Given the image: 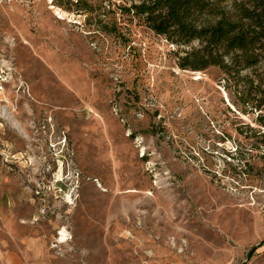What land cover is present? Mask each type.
Here are the masks:
<instances>
[{
	"label": "rangeland",
	"instance_id": "374dc122",
	"mask_svg": "<svg viewBox=\"0 0 264 264\" xmlns=\"http://www.w3.org/2000/svg\"><path fill=\"white\" fill-rule=\"evenodd\" d=\"M123 1L0 0V264H264V103Z\"/></svg>",
	"mask_w": 264,
	"mask_h": 264
},
{
	"label": "trees",
	"instance_id": "16d2710c",
	"mask_svg": "<svg viewBox=\"0 0 264 264\" xmlns=\"http://www.w3.org/2000/svg\"><path fill=\"white\" fill-rule=\"evenodd\" d=\"M123 4L127 15L137 17L155 34L189 46L178 56L180 68L217 67L225 82L234 81L242 104L260 109L264 76L254 83V74L264 64V0H131ZM246 70L250 72L243 74ZM256 248L248 251L247 259Z\"/></svg>",
	"mask_w": 264,
	"mask_h": 264
},
{
	"label": "bare ground",
	"instance_id": "6f19581e",
	"mask_svg": "<svg viewBox=\"0 0 264 264\" xmlns=\"http://www.w3.org/2000/svg\"><path fill=\"white\" fill-rule=\"evenodd\" d=\"M200 73L201 72L196 71L194 74H200ZM199 78H201V77H198V79ZM222 93L228 102V99H227L225 92L222 91ZM0 117L3 118L4 120H6L19 133H21L25 136L28 135L25 128L23 127V124L15 118V116L11 113V111L8 109L7 106H5V105L0 106ZM31 244H33L34 249L37 250L38 246H36V242H31Z\"/></svg>",
	"mask_w": 264,
	"mask_h": 264
}]
</instances>
